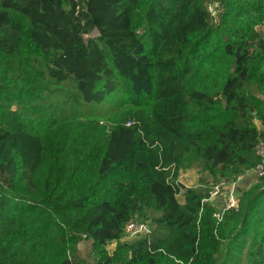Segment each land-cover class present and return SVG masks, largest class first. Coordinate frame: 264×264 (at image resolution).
<instances>
[{
    "label": "trees",
    "instance_id": "1",
    "mask_svg": "<svg viewBox=\"0 0 264 264\" xmlns=\"http://www.w3.org/2000/svg\"><path fill=\"white\" fill-rule=\"evenodd\" d=\"M263 24L264 0H0V264H264V176L220 219L209 194L261 162Z\"/></svg>",
    "mask_w": 264,
    "mask_h": 264
},
{
    "label": "rangeland",
    "instance_id": "2",
    "mask_svg": "<svg viewBox=\"0 0 264 264\" xmlns=\"http://www.w3.org/2000/svg\"><path fill=\"white\" fill-rule=\"evenodd\" d=\"M217 4L212 3L208 6V10L211 13L212 17L216 18L217 14V9H216ZM257 30L261 33V35L264 37V24L261 25L260 27L257 28ZM244 179L240 180L237 182V186L235 189V192L242 194L245 190L249 189L253 184H256V182L258 181L259 177L255 174V172H250L249 174L243 175ZM241 176V177H243ZM201 178V175L198 174V171H191L186 173L183 178H181L182 182H184L185 184H187L188 186H196L198 184V180ZM188 179V181H187ZM237 181V180H236ZM234 181V182H236ZM232 182V184L234 183ZM211 183V182H210ZM231 197V189H227L221 192V194L216 197L213 198L212 200H210V203L213 204L216 208H217V216L218 217H222L223 213L227 210V203H228V199H230ZM180 202H183V197L179 196L178 197ZM233 200L236 201L237 205H238V201H237V197H233ZM225 210V211H224ZM149 224V222H147ZM123 242L127 241V240H122ZM116 246V244H111L108 246V250L110 252L113 251L114 247ZM79 251L81 253L82 256L84 257H88L90 252L92 251V245L90 242H84L80 244V248Z\"/></svg>",
    "mask_w": 264,
    "mask_h": 264
},
{
    "label": "built area",
    "instance_id": "3",
    "mask_svg": "<svg viewBox=\"0 0 264 264\" xmlns=\"http://www.w3.org/2000/svg\"><path fill=\"white\" fill-rule=\"evenodd\" d=\"M256 152H257L258 156L261 158V162L253 172H255V174L260 178V177L264 176V140L259 143V145L256 148ZM249 173L250 172H248L247 174H249ZM243 179H244V176L239 177L238 180L236 182H234L233 184L222 182V183L216 185L215 187H213L210 190V193H209L210 194V200L218 197L222 191L227 190V189H231V197H230V199H228L227 209L236 208L237 203L235 200H233V197L236 196L237 201L239 200V197L241 194L238 195L237 192H235V189L237 186V182L240 180H243ZM215 216L220 219V217H218L217 214ZM147 232L149 233V226L147 224L132 221L126 225V229H125L126 237H125V239L132 240V239H135V238H137V237H139V236H141Z\"/></svg>",
    "mask_w": 264,
    "mask_h": 264
},
{
    "label": "crops",
    "instance_id": "4",
    "mask_svg": "<svg viewBox=\"0 0 264 264\" xmlns=\"http://www.w3.org/2000/svg\"><path fill=\"white\" fill-rule=\"evenodd\" d=\"M239 195V193H237Z\"/></svg>",
    "mask_w": 264,
    "mask_h": 264
}]
</instances>
